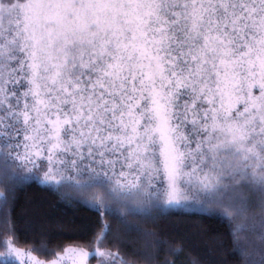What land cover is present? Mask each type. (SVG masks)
<instances>
[{
    "label": "snow or ice",
    "instance_id": "1",
    "mask_svg": "<svg viewBox=\"0 0 264 264\" xmlns=\"http://www.w3.org/2000/svg\"><path fill=\"white\" fill-rule=\"evenodd\" d=\"M0 163V236L14 234L17 188L68 187L100 217L98 246L142 233L144 264H179L182 245L128 220L199 200L238 264H253L242 234L259 209L264 264V0H0Z\"/></svg>",
    "mask_w": 264,
    "mask_h": 264
},
{
    "label": "trees",
    "instance_id": "2",
    "mask_svg": "<svg viewBox=\"0 0 264 264\" xmlns=\"http://www.w3.org/2000/svg\"><path fill=\"white\" fill-rule=\"evenodd\" d=\"M3 170L4 166L0 163V180ZM11 170L15 171L16 166H12ZM0 192L8 195L2 182ZM62 196L65 198L62 199ZM14 197V234L0 236V264L4 260H11L4 257V242L8 241L44 260L55 258L66 247L76 246L90 253L98 250L119 252L125 260L144 264L140 254L149 250L152 238L137 232H121L122 243H116L109 236L98 246L94 241L99 229L92 228L91 222L100 217L94 210L77 202L82 196L72 188H62L58 193L46 186L26 183L15 190ZM200 203L201 201L195 200L188 207L167 209L164 214L157 216L155 224L133 217H129L128 222L146 232L163 233L165 239L175 240L182 245L184 257L179 264H188L190 258H197L200 264H238V257L233 254L227 222L218 214H209L202 210ZM0 207L3 205L0 204ZM249 215L255 216L256 220L249 221L250 230L242 234L247 237L243 242L248 246V254L253 264H259V209ZM102 219L116 233L119 226L115 220L106 215ZM2 231L0 228V232ZM164 258V253H161L160 260L163 261ZM90 260L94 262L95 257L91 256Z\"/></svg>",
    "mask_w": 264,
    "mask_h": 264
},
{
    "label": "rangeland",
    "instance_id": "3",
    "mask_svg": "<svg viewBox=\"0 0 264 264\" xmlns=\"http://www.w3.org/2000/svg\"><path fill=\"white\" fill-rule=\"evenodd\" d=\"M37 175H39L42 178L43 173L38 172ZM193 201H195V200H193ZM193 201H190V202L192 203ZM8 242H10L11 247L19 250L21 255L19 257H16L15 253H13L12 256L9 257V256H6V252H5L4 253V257L7 258V259H11L13 261H17L18 260L19 264H35V261L37 259L40 260L42 262V264H52V261L57 260V258L60 257V256L64 257V259L62 261V264H78V256H76L74 254H71V253L65 254V249H67V248L82 249L84 252L90 253L86 249H83V248H80V247H76V246H69V247H66L62 252H60L55 258H53L51 260H44V259H41L38 256H36L35 254H33L29 250H26V249L19 248V247L15 246L12 241H8ZM98 251H106V250H98ZM91 256L92 255H89L85 259L84 264H100V261H101L100 257L95 256V261L91 262V260H90Z\"/></svg>",
    "mask_w": 264,
    "mask_h": 264
}]
</instances>
